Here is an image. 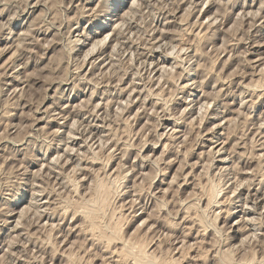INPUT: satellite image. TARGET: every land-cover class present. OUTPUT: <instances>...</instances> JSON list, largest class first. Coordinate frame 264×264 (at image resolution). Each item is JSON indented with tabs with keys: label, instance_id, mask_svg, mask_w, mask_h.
<instances>
[{
	"label": "clouds",
	"instance_id": "clouds-1",
	"mask_svg": "<svg viewBox=\"0 0 264 264\" xmlns=\"http://www.w3.org/2000/svg\"><path fill=\"white\" fill-rule=\"evenodd\" d=\"M186 2L191 9L198 11L204 0H199V5L195 0H137L135 7L123 17L121 11L126 0H0V40L12 41L10 46L0 49V52L18 53L17 60L24 67L20 78L25 83L24 88L9 93L8 84L2 78L3 74H0V129L3 130L0 134V232L7 229L9 236L17 235V242L23 244L20 258L26 260L28 264H34L35 261L53 264L56 252L60 250L58 237L52 236L43 228L37 232L32 231L36 223L32 216L23 219V230L17 233L16 208L27 202L34 213L43 215L47 212L50 217H58V227H60L68 218L66 214L76 215L79 206L78 198L65 199L69 192L74 196L76 188L73 178L68 176L65 163L70 161L69 167H75L77 180L82 177L91 179L92 176L87 170L89 160L100 161L106 171L109 163L118 162L122 176L120 185L114 186L115 198L119 200L126 195H132L136 201L144 200V204L137 205L135 211L132 210L131 204L128 205L129 218L140 211L147 212L155 205L157 222H162L165 229L172 231L182 227V221L177 219L181 207H189L197 212L198 219L194 223H202L205 228L215 229L214 238H218L212 255H204V264H219L217 253H220L222 248L228 247L233 239L230 235L233 227L231 218L236 213L247 217L248 210L251 209L255 216L251 220L242 218L239 222V230L254 234L255 239L250 244L258 254L254 264H264V195L250 196L247 201L242 197L228 198L232 187L235 186L234 177L240 169L228 168L221 177H217L218 182L223 181L219 191L224 193L225 199L215 200L207 209L199 207V201L186 205L178 186L172 188L171 199H165L160 203V194L148 192L140 186L138 180L128 185L123 183L126 177L139 176L144 179L142 174L145 169H149L150 175L147 177L149 183L160 179L164 184L174 164L183 160V167H195L189 165L183 158V152H177V144L184 142L185 132L189 142L200 143L201 137L206 132H214V129L209 127L200 130L197 120L196 125L186 127L185 132H181L179 136L169 135L167 147H164L162 141L165 137L159 131L164 127V121H172L173 127L188 126L198 106L207 99L209 105L215 104L208 114L211 124L214 120L223 119L224 114L232 110L236 97L241 98V109L248 112L258 103V96H264V91H260L252 93L251 98H248L247 92L231 87V78L228 83H221L224 76L220 73L213 75L214 62L209 61L202 52L197 54L195 51L176 63L175 66L181 70L180 74L175 78L166 76L163 85L158 89L153 87L156 77L148 70L146 58L152 57L150 52L144 50L145 44L152 51L157 45L162 49L157 64L163 61L164 53L177 43L189 48L200 44L199 37L195 44L187 38L189 32L195 35L196 27L187 23L170 38L167 35L162 36L159 41L154 38V33L161 30L157 27V18L160 17V24L163 26L166 19L163 14L165 12L174 14ZM212 3L218 6L217 15L223 23L230 11L229 5L234 6L236 0H212ZM25 13L28 14L27 19L21 20ZM5 15L6 19H4ZM121 18L124 27L108 33L112 42L116 43V50H113L111 55L108 49L93 55L96 49H92L85 55L84 49L91 45L93 37L108 32ZM15 21H20L21 26L26 29L20 35L13 30ZM49 35L51 40L47 42L54 44L55 47L52 48L51 58L41 67L40 57L48 56L47 49L43 47L45 40L41 37ZM214 38L215 32L205 37L207 44H211ZM251 39L254 40L255 37ZM133 42L136 44L135 63H130V45ZM111 46L109 44L108 48ZM202 62L209 65V72L197 71L196 66ZM31 63L36 65V73L33 75H36L37 79H33L32 75H25ZM246 63L241 60L242 65ZM137 66L142 70H137ZM9 67H12L13 71L18 69L15 63L10 64ZM184 73L197 75V79L187 86V91L186 86L180 83V75ZM130 75L131 84H127L126 78ZM209 75H212V80L216 84L211 93L205 91L206 87L212 86V82L208 79ZM39 81H43V84H39ZM134 89L140 95H132ZM192 89L202 93L199 99L195 98ZM125 94L128 95V104H135L139 100L140 104L144 105L151 101V107L141 108L143 113L141 119L146 118L150 121L145 130L151 133L149 138H145V133H141L137 139L134 122L128 123L127 131H124L126 120L114 109ZM82 96L87 97L83 105L75 104V101ZM22 97L29 102L28 105L21 103ZM97 100L101 103H96ZM45 101L48 102L46 107ZM25 107L30 108V111H25L20 123L13 125L11 121ZM181 110L184 112L183 115ZM41 119L43 124L39 123ZM97 119L105 122L104 128L112 124L113 133L117 132L118 127L120 129L119 134L104 136L105 148L111 151V156H108L107 152L99 157L94 156L93 148L88 142L87 138L93 135L90 130L96 127ZM73 121L76 122L74 125ZM235 123L232 122L233 125ZM69 125H73L71 130ZM247 126L246 119L242 120L238 128L233 129L231 133L226 131L225 136L236 135L239 132L244 139L247 137V132L243 129ZM57 127L61 130H54ZM99 130L97 128V131ZM70 131L85 139L83 147L87 156H82L79 149L75 150V156L72 155L73 149L68 147L71 142ZM216 138L219 139V136ZM148 145L152 146L149 149L152 155L145 152ZM220 146L223 147V144ZM260 146L264 147V140L260 141ZM160 148H163V151L157 155V149ZM57 153L62 154V157L52 161V156ZM233 155H236L235 152ZM45 164L47 167L42 169L41 166ZM177 175L183 178V169ZM262 181H264V173L258 174V178L253 177V186L259 187V191L264 193ZM45 196L48 197L47 206H45ZM169 208L171 210L165 215H159L161 209ZM217 210L220 215H217ZM221 217L223 223H219ZM74 230L68 227L65 231L64 227H60V233L65 238ZM85 230L86 227L82 228V231ZM201 238L207 239L203 229ZM30 244L37 247L40 255L32 256ZM251 258L252 252H249V259ZM199 259L198 256L197 260ZM8 264H16V259H10Z\"/></svg>",
	"mask_w": 264,
	"mask_h": 264
},
{
	"label": "rangeland",
	"instance_id": "rangeland-1",
	"mask_svg": "<svg viewBox=\"0 0 264 264\" xmlns=\"http://www.w3.org/2000/svg\"><path fill=\"white\" fill-rule=\"evenodd\" d=\"M210 1L211 2L204 0V3L199 6L198 11L191 9L190 5L186 2L182 4L180 6V10L176 11L174 14L165 12L163 15L166 16V19L164 20L163 26L160 24V17L157 18V27L161 28L160 31L154 33V38L157 41L160 40L164 35H167L170 38L174 33H178L187 23L196 26L195 35H193L192 32H189L187 38L190 42L195 44L196 39L199 37L200 44L194 48L183 47L179 43L175 44V48L173 46V49L171 48V50L169 49L167 51L168 53L166 52L167 54L164 53V59L159 63V65L157 64V61L162 55V49L157 45L155 50L152 51L148 45L145 44L144 50L149 51L150 56L152 57L146 58L148 61V70H150L149 72H151L155 77L157 76L153 87L158 89L160 85H163L165 82L164 75L165 77L170 75V78H175L178 74H180L181 70L175 66L176 63L180 61L181 58L192 55L193 51H195L197 54L202 52L209 61L214 62L213 67L215 72L213 75L216 73L223 75L224 80L221 81V83H228L229 78H231V87L239 88L242 92H247L249 94L248 98H251L252 93L264 91V62H262L264 61V0H236L234 6L229 5L230 11L228 15L225 16L223 23L220 22V18L217 15L218 6L214 5L212 0ZM136 2V0H126L125 6L121 11V17L128 15L129 10L132 9V7H135L134 3ZM195 2L199 5V0H195ZM249 12L255 15L249 14ZM27 15L28 14L25 13V16L22 17L21 20L27 19ZM177 17H179V20H177ZM6 18L7 16L5 15L4 19ZM120 21L121 23H119ZM122 23L123 19L121 18L120 20L116 21L112 28L109 29L105 34L101 36H94L92 40L93 43H91L88 48L84 49V54H88V52L93 49L96 43L104 38L106 43L102 41V45H99L100 47L96 46L97 49L93 55H96L103 49H108L109 55H111L110 52H112L116 47V43H113L111 36L108 35V37L107 34L110 33V31L113 32L114 29L122 27ZM211 23H214L215 25H210ZM116 24H118V26ZM203 27L206 31L203 29ZM207 27L209 28L208 30ZM13 30L17 33V35H20L26 29L21 26L20 21H15L13 24ZM167 30H169V32ZM212 32L216 33L215 38L211 44H207L205 37L211 35ZM105 36L108 38L106 37V39ZM252 37H255V39H251ZM237 38H239L238 41ZM41 39L45 40L43 47L46 48L48 52L47 57H40L41 67H43L47 60L51 58L52 48H54L55 45L49 44L47 42L48 40H51V35L48 37L42 36ZM234 41L237 42L234 43ZM11 43L12 41L0 40V49L10 46ZM93 44L95 45L93 46ZM109 44L112 45L111 48H108ZM205 44H207V47H205ZM131 45V56H133V58L130 57L129 60L130 63H135L136 44L133 42ZM17 47H19V45H17ZM181 48H183L185 51ZM114 50H116V48ZM180 53L181 55H179ZM172 54L175 56H172ZM17 55V52H0V74H3L2 78L8 84L9 93L18 91L19 89L25 87V83L20 78V73L24 72V67L23 65L19 64ZM241 60L246 61V65H242ZM256 60H258V62ZM150 62L153 64L150 65ZM13 63L18 65L17 71H13V68L9 67V65ZM199 65L200 64L196 66L198 72L207 73L210 71L208 64H204L202 62L201 65ZM163 66H166V68ZM138 67L139 66H137V70H142L140 67ZM5 70L7 71L5 72ZM34 73H36V65L35 63H31L28 65V72L25 73V75H32L33 79H37V76L33 75ZM161 73L165 74L161 75ZM181 75L180 83L186 86L185 90L187 91V86H190L189 84L197 79V75L188 73ZM208 79L212 82V86L206 87L205 91L211 93L213 87H216V84L215 81L212 80V75H209ZM126 81L127 84H131V75L126 78ZM39 84H43V81H39ZM151 90L152 89H149V91ZM191 91L195 94L196 99H199L202 95V93L197 89H192ZM132 95H140V93L134 89ZM189 98L191 99L192 97ZM86 99V96H82L79 100L75 101V104L83 105ZM153 99H155V97ZM127 100L128 95L125 94L124 98L116 104L114 109L116 113L124 117L126 120L124 131H127L128 123L134 122L136 125L134 127V132L137 139H139L141 133H145V138H149L151 133L145 132V130L150 121L146 118L141 119L143 116L141 108L144 107V105L145 108L151 107V101L148 104L141 105L139 104L140 101L137 100L135 104L128 105ZM241 102V98L236 97V100L232 106V110L225 113L223 119L214 120L211 124H209L208 114L215 107V104L213 103L209 105L208 100L205 99L198 106L195 115H193L188 126L181 125L173 127V122L166 120L164 121V127L159 129L160 133L165 137V139L162 141V144L164 147H167V138L169 135L172 134L171 136H179L181 132H185L186 127L196 125L197 120H199L198 128L200 130H206L209 127L214 129L216 125L221 124L222 127L225 126L223 138H226L224 140H226L227 144L225 145L226 150L223 149L220 156H214L213 153H211L213 155L209 154L211 147V142H209V140L212 138V132H206V134L201 137L200 143L189 142V138L185 132L184 140L185 138L186 140L183 143L177 144V152H183V158L187 160L189 165H195L194 168L183 167L182 160L181 162L173 165L172 171L168 176V180L164 184H162L160 179H156L149 183L147 179V177L150 175L149 169L144 170V173L142 174L145 177L144 179H141L139 176L135 178L126 177L124 178L123 183L128 185L129 183H135L138 180L140 186L145 188L148 192L160 194V203H162L165 199H171L173 196L172 188L178 186L179 191L183 194L182 199L186 205H191L193 202L199 201V207L207 209L208 207L206 203L211 198L210 196L213 198V195L217 196L219 194L217 196L218 199H225L224 193L219 191V187L223 181L221 180L218 182L217 177H221L225 169L227 170L228 168H232L233 170L240 169V171L234 177L235 186L232 187V192L228 198L236 199L237 197H242L247 201L250 196L264 195V193L259 191V187L253 186L252 184L254 176H257L258 178V174L264 173V157L262 156L264 155V147L262 148L260 146V141L264 140V96H258V103L252 110L248 112H245L243 109H241ZM21 103L23 105H28L29 102L24 100L22 97ZM96 103L99 104L101 101L97 100ZM205 103L207 104L206 107L204 106L206 105ZM47 104L48 102L45 101V107ZM202 108L204 110L206 109L207 112ZM25 111H30V108L25 107L22 111L18 112L11 123L14 125L20 123V119L23 117L22 115H24ZM198 112H200V114ZM181 113L184 114L183 110H181ZM245 119L248 122V126L243 129V131L247 132L246 138L242 139L239 132L236 135L225 136L226 131L231 133V131L235 128H238L240 122ZM232 120L236 122L235 125L232 124ZM39 123L43 124L44 122L41 119ZM75 123L76 122L73 121V125ZM104 123L105 122L103 120L97 119L96 127L100 130L97 131V128L93 127L90 130L93 135L91 138L89 137L90 139L87 138L89 144L93 146V153H95L93 155L97 157L101 156V154L105 152H107L108 156H111V151L104 148V136L108 134L116 135L120 133L119 127L117 128V132L113 133L112 124H109V127L104 128ZM73 125H69V130L72 129ZM260 128L261 130H259ZM54 130L60 131L61 129L60 127H57ZM220 132H222V130ZM2 133L3 130L0 129V134ZM69 133H71L69 135L70 141L72 140L69 144V147L73 149L72 155L75 156L74 150L79 149L82 156H87V153L83 147L85 139L73 131ZM72 135H74V137ZM101 140L102 142H100ZM222 142L223 141L221 140L218 142V144L220 145ZM216 146L218 145H215V147ZM151 147V145H148L145 148V152L148 155H152V153L149 151ZM160 151H163V148L157 149L156 154L159 155ZM233 152H235L236 155H233ZM59 154L60 153L53 155V158H51L53 159L52 161H56L58 159L57 156L62 157V154ZM219 160H223V162H220ZM70 163V161L66 162L65 167L68 168V176L72 177L74 181L73 183L77 184L74 196L72 192H69L65 196V199H72L76 197L78 198L79 206L76 215L73 216L71 213L66 214L68 218L65 219L64 224L60 225V227H64L65 231H67L68 227L74 228L75 230L72 231L71 235L67 236V238L61 235L60 227H58V217H50L49 213L45 212L44 214L46 215V219H44L41 217L44 214L39 215L38 213H34L33 210L29 208L27 202L16 208L15 223L16 226L18 225L17 233L23 230V218L26 216H32L33 220L36 221L32 231L37 232L39 229L43 228L45 231L50 232L52 236L58 237L57 242L60 250L56 252L53 264H133V262H137L133 259H138L140 262L141 258L139 256L142 257V260L140 263L138 262V264H144L143 262L147 264V262H149L148 259H150L151 264L154 262H156L154 264H204V255H212L213 249L218 242V238H214L215 229L205 228L202 223L195 224L194 222L198 219V214L191 208L181 207L177 214V219L182 221V227L172 231L165 229L162 226V222H157L158 217L155 213V205L153 209H149L147 212L140 211L138 214L129 218L128 205H132L133 201L132 210L135 211L137 205L144 204V200L141 199L136 201L132 195H126L125 198L119 200L115 198L114 186L118 187L120 185L122 176L118 162L112 161L109 163L107 165L106 171L105 167L100 161L89 160L87 162V170L91 174L92 178L88 179L87 177H82L78 180L75 177L77 172H74L76 169L74 170V166L69 167ZM46 167L47 164L41 166L42 169ZM182 169L184 173L183 178L177 175V173L181 172ZM193 173H195V176H193ZM57 175H59V173ZM186 175L187 177H185ZM245 179L249 182H247ZM109 181H111V183H109ZM262 183H264V181H262ZM96 186L99 188V193H96ZM58 191L61 190L58 189ZM95 198L99 200L97 201ZM217 198L216 200H218ZM53 199H55V196H53ZM44 200L45 205H47L48 197L45 196ZM91 200L99 203H93L94 205L91 204L95 209V213L93 212L94 214L91 212L93 208L91 206L90 207L92 209L88 207V204L93 202ZM95 205H100L99 207L97 206L99 209H97ZM86 207H88V210ZM25 208H29L28 212L26 210L27 213L25 212ZM23 209L24 212H22V217L20 213ZM97 210L98 213H96ZM168 210L171 209H161L159 215H165ZM217 215H220L218 210ZM254 216L255 213L249 209L247 217H243L241 213H236L231 218L233 227L230 235L233 237V239L228 247L222 248L220 253H217L219 256V264H228L229 262V264H231V262L233 264H254V261L258 258V254L255 253L254 249L250 247V244L255 239L254 234L250 232L245 233L239 230V222L242 218L251 220ZM149 219H151V221H149ZM146 220L148 222H146L147 224L144 226L142 223H144ZM219 223H223L222 217ZM19 224L21 225L19 226ZM44 224L47 227H45ZM85 227L86 230L82 231V228ZM202 229L204 236L207 237L206 240L201 238ZM16 238V234L9 236L7 229L0 233V264H8L9 260L13 258L16 259V264H28L26 260L20 258L21 252L23 250V244L21 245V243H18ZM9 247H11V249ZM29 247L32 249L33 257L40 255L36 246L30 244ZM51 250V245H49V251ZM7 251H11V253ZM130 251H134L133 253L136 255L131 254L132 252L130 253ZM144 251V255L146 254L149 257L146 255L142 256ZM249 252H252L251 260L249 259ZM137 253H140L141 255L139 254L138 256ZM198 256L200 257L199 261L197 260ZM144 257H147L148 259H145ZM46 258L47 257H45V259ZM34 264H42V262L35 261Z\"/></svg>",
	"mask_w": 264,
	"mask_h": 264
},
{
	"label": "bare ground",
	"instance_id": "bare-ground-1",
	"mask_svg": "<svg viewBox=\"0 0 264 264\" xmlns=\"http://www.w3.org/2000/svg\"><path fill=\"white\" fill-rule=\"evenodd\" d=\"M136 1H137V0H136ZM208 1L211 2L210 0H208ZM209 2H208V3H209ZM206 3H207V2H206ZM134 4L136 5L137 2L134 3ZM243 7H244V6H243ZM132 8H133V7H132ZM243 11H244V10H243ZM247 12H248V11H247ZM251 12H252V11H251ZM249 14H253V13H250V12H249ZM247 15H248V14H247ZM253 15H255V14H253ZM256 15H257V14H256ZM125 16H126V15H125ZM250 16H252V15H250ZM243 17H244V16H243ZM208 18H209V17H208ZM252 19H253V18H252ZM216 21H217V20H216ZM242 21H243V19H242ZM245 22H246V21H245ZM119 23H121V21H120ZM122 24H123V23H122ZM165 24H166V23H165ZM213 24H214V23H213ZM213 24L211 23L210 25H213ZM116 25L118 26V24H116ZM120 25H121V24H120ZM208 25H209V23H208ZM214 25H215V24H214ZM123 26H124V24L122 25V27H123ZM168 26H169V25H168ZM170 26H171V25H170ZM115 27H116V26H115ZM119 28H120V27H119ZM203 29H204V27H203ZM208 29H209V28L207 27V30H208ZM114 30H115V29H114ZM163 30H164V29H163ZM163 30H162V31H163ZM204 30H205V29H204ZM167 31L169 32V30H167ZM205 31H206V30H205ZM213 31H215V30H213ZM110 32H111V31H110ZM163 32H165V31H163ZM163 32H162V33H163ZM170 33H171V32H170ZM201 33H202V32H201ZM212 33H213V32H212ZM215 34H216V33H215ZM108 35H109V34H107V36H108ZM196 35H197V34H196ZM200 35H201V34H200ZM107 36H105V38H106ZM160 36H161V35H160ZM198 36H199V35H198ZM198 36H197V37H198ZM201 36H202V35H201ZM108 37H109V36H108ZM108 37H107V38H108ZM102 38H103V37H102ZM107 38H106V39H107ZM102 41L105 42V39H104V38L101 39L100 41H98L99 43H98V42L96 43V45L93 44V46L95 45V46L93 47V49H94V48L97 49V47H96L97 45H100V44L102 45V43H101ZM158 41H159V40H158ZM92 43H93V41H92ZM94 43H95V42H94ZM105 43H106V42H105ZM115 45H116V44H115ZM132 45H133V44H132ZM132 45H131V46H132ZM105 46H106V45H105ZM105 46H104V47H105ZM175 46H176V45H175ZM175 46H174V48H175ZM263 46H264V44H263ZM99 47H100V46H99ZM113 47H114V46H113ZM180 47H181V46H180ZM91 48H92V47H91ZM115 48H116V47H115ZM115 48H114V49H115ZM114 49H113V50H114ZM157 49H158V48H157ZM159 49H160V48H159ZM172 49H173V48H172ZM181 49H183V48H181ZM91 50H92V49H91ZM131 50H132V49H131ZM170 50H171V49H170ZM179 50H180V49H179ZM179 50H178V51H179ZM183 50H184V49H183ZM187 50H188V49H187ZM184 51H185V50H184ZM259 51H260V50H259ZM148 52H149V51H148ZM249 52H250V51H249ZM110 53H111V52H110ZM167 53H168V52H167ZM167 53H166V54H167ZM171 53H172V52H171ZM173 53H174V52H173ZM251 53H252V52H251ZM17 54H18V53H17ZM245 54H246V53H245ZM247 54H248V53H247ZM86 55H87V53H86ZM173 55H174V54H172V56H173ZM179 55H181V53H180ZM174 56H175V55H174ZM258 56H259V55H258ZM131 57L133 58V56H131ZM132 58H131V59H132ZM258 58H259V57H258ZM165 60H166V59H165ZM248 60H249V59H248ZM256 61L258 62V60H256ZM260 61H261V60H260ZM154 63H155V62H154ZM248 63H250V62H248ZM151 64H153V63L150 62V65H151ZM155 64H156V63H155ZM256 64H257V63H256ZM158 65H159V64H158ZM200 65H201V64H200ZM200 65H199V66H200ZM199 66H198V67H199ZM19 67H20V66H19ZM150 67H152V66H150ZM163 67L166 68V66H163ZM163 67H162V68H163ZM167 67H168V66H167ZM138 68H139V67H138ZM175 68H176V67H175ZM167 69H168V68H167ZM252 69H254V68H252ZM262 69H263V68H262ZM164 70H165V69H164ZM164 70H163V71H164ZM197 70H198V69H197ZM149 71H150V70H149ZM199 71H200V70H199ZM260 71H262V70H260ZM161 72H162V71H161ZM168 73H169V72H168ZM170 73H171V72H170ZM162 74L164 75L165 73H161V75H162ZM254 74H255V72H254ZM16 75H17V74H16ZM169 76H170V75H169ZM181 76H182V75H181ZM156 77H157V76H156ZM161 77H162V76H161ZM164 78H165V75H164ZM164 78H163V79H164ZM181 78H182V77H181ZM184 78H186V77H184ZM18 79H19V78H18ZM156 79H157V78H156ZM158 79H159V78H158ZM161 80H162V78H161ZM20 82H21V81H20ZM159 82H160V81H159ZM13 83H14V82H13ZM156 83H157V82H156ZM160 83H161V82H160ZM157 84H158V83H157ZM163 84H164V83H163ZM12 85H13V84H12ZM158 85H159V84H158ZM158 85H157V86H158ZM189 85H190V84H189ZM16 88H17V87H16ZM132 94H133V93H132ZM260 98H261V97H260ZM125 101H126V100H125ZM122 102H123V101H122ZM122 102H121V103H122ZM127 104H128V103H127ZM139 104H140V103H139ZM205 104H206V103H205ZM128 105H129V104H128ZM204 106L206 107L207 104L204 105ZM125 107H126V106H125ZM128 107H129V106H128ZM144 107H145V105H144ZM207 108H210V107H207ZM138 109H139V108H138ZM200 109H201V107H200ZM202 109H203V108H202ZM203 110H204V109H203ZM204 111H206V109H205ZM206 112H207V111H206ZM198 113L200 114V112H198ZM182 114H183V113H182ZM239 115H240V114H239ZM22 116H23V115H22ZM192 121H193V120H192ZM232 121H233V120H232ZM202 122H203V121H202ZM229 123H230V122H229ZM230 124H231V123H230ZM13 125H14V124H13ZM261 126H262V125H261ZM69 127H70V126H69ZM108 127H109V125H108ZM224 127H225V126L222 127L221 124H218V125H216V126L214 127V132H212V138H211V140H209V142H211V145H210V143H209V145L211 146V147H210V150H209V154H210V155H213V154H214V156H216V155H219V156H220L222 150L225 149V147H226L225 145H226L227 143H226V140H224V139H226V138H223V137H224V136H223V134H224L223 131H225ZM227 127H228V126H227ZM229 127H230V126H229ZM259 127H260V126H259ZM72 128H73V127H72ZM96 128H97V127H96ZM261 128H262V127H261ZM261 128H260L259 130H261ZM70 129H71V128H70ZM215 129H217V130H215ZM226 129H230V128H226ZM173 130H174V129H173ZM221 130H222V132H220ZM70 132H71V131H70ZM73 132H74V131H73ZM174 132H175V131H174ZM208 133H209V132H208ZM70 134H71V133H69V135H70ZM173 134H174V133H173ZM99 135H100V134H99ZM171 135H172V134H171ZM72 136L74 137V135H72ZM217 136H219V139L216 138ZM76 137H77V136H76ZM97 137H98V136H97ZM88 138H89V137H88ZM90 138H91V137H90ZM90 138H89V139H90ZM230 138H231V137H230ZM101 139H102V138H101ZM227 139H228V138H227ZM185 140H186V138H185ZM185 140H184V142H185ZM207 140H208V139H207ZM221 140L223 141L222 144H223L224 147L219 148V147H221V146H220L221 144L219 145L218 142L221 141ZM253 140H254V139H253ZM71 141H72V140H71ZM83 141H84V140H83ZM251 141H252V140H251ZM100 142H102V140H101ZM104 142H105V141H104ZM202 143H203V142H202ZM253 143H254V142H253ZM78 144H79V143H78ZM104 144H105V143H104ZM245 144H246V143H245ZM215 145H218V146L215 147ZM253 145H254V144H253ZM68 147H69V145H68ZM73 147H74V146H73ZM92 147H93V146H92ZM104 148H105V147H104ZM262 148H263V147H262ZM74 149H75V148H74ZM100 149H101V148H100ZM101 150H102V149H101ZM104 150H105V149H104ZM225 150H226V149H225ZM74 151H75V150H74ZM205 151H206V150H205ZM211 153H213V154H211ZM93 154H95V153H93ZM59 155H60V154H59ZM259 155H260V154H259ZM259 155H258V156H259ZM56 156H57V155H56ZM61 156H62V155H61ZM199 156H200V155H199ZM201 156H202V154H201ZM262 156L264 157V155H262ZM54 157H55V156H54ZM209 157H210V156H209ZM263 157H261V158H263ZM52 158H53V157H52ZM55 158H56V157H55ZM57 158H58V156H57ZM210 158H211V157H210ZM233 158H234V157H233ZM261 158H260V159H261ZM226 159H227V158H226ZM52 160H53V159H52ZM200 160H201V159H200ZM214 160H215V159H214ZM214 160H213V161H214ZM228 160H229V159H228ZM211 161H212V160H211ZM219 161H220V160H219ZM221 161L223 162V160H221ZM221 161H220V162H221ZM68 162H69V161H68ZM215 162H216V161H215ZM198 163H199V162H198ZM194 164H195V163H194ZM196 165H197V164H196ZM211 165H212V164H211ZM219 165H220V164H219ZM198 166H199V164H198ZM203 166H204V165H203ZM72 167H73V166H72ZM211 167H212V166H211ZM221 168H222V167H221ZM71 170H72V169H71ZM74 170H75V168H74ZM221 170H223V169H221ZM225 170H226V169H225ZM74 172H76V170H75ZM74 172H73V173H74ZM73 173H72V174H73ZM57 174H58V173H57ZM74 174H76V173H74ZM252 174H253V173H252ZM250 175H251V174H250ZM76 176H77V175H76ZM76 176H75V177H76ZM188 176H189V175H188ZM185 177H187V175H186ZM85 178H86V177H85ZM175 178H177V177H175ZM173 179H174V178H173ZM236 179H238V178H236ZM85 180H86V179H85ZM174 180H175V179H174ZM176 180H177V179H176ZM186 180H187V179H186ZM245 180H246V179H245ZM119 181H120V180H119ZM184 181H185V180H184ZM246 181H247V180H246ZM73 182H74V181H73ZM241 182H242V181H241ZM247 182H249V181H247ZM99 183H100V182H99ZM74 184H75V183H74ZM76 184H77V183H76ZM172 184H173V183H172ZM174 184H175V183H174ZM183 184H184V183H183ZM252 184H253V183H252ZM99 185H102V184H99ZM186 185H187V184H186ZM237 185H240V184H237ZM241 185H242V184H241ZM249 185H250V184H249ZM181 186H182V185H181ZM251 186H252V185H251ZM102 187H103V186H102ZM211 187H212V186H211ZM236 187H237V186H236ZM240 187H241V186H240ZM96 189H97V191H96V193H97L99 188L96 186ZM234 189H235V188H234ZM238 189H239V188H238ZM100 190H101V189H100ZM210 190H211V189H210ZM216 190H217V189H216ZM209 192H211V191H209ZM213 192H214V190H213ZM213 192H212V194H213ZM234 192H235V191H234ZM98 193H99V192H98ZM215 193H216V192H215ZM219 193H220V192H219ZM247 193H248V192H247ZM216 195H217V193H216ZM218 195H219V194H218ZM218 195H217V196H218ZM248 195H249V194H248ZM248 195H247V196H248ZM98 196H99V195H98ZM213 196H214L213 198H212V196H210L211 198L207 201V203H206L207 207H209V205L212 204V203L216 200L217 196H215V195H213ZM247 196H246V197H247ZM95 199H96V198H95ZM217 199H218V198H217ZM96 200L98 201L99 199H96ZM91 201H93V202L90 203ZM91 201L89 202L90 204H88V205H89L88 207H89L90 209L93 208V210H91V212L93 213L94 210H95L94 207L92 206V205H94L93 203H97V204H99V203L96 202V201L94 202V200H91ZM245 201H246V200H245ZM91 204H92V205H91ZM135 204H136V203H135ZM132 205H133V201H132ZM45 206H47V205H45ZM90 206H91L92 208H91ZM97 206H98V205H95L96 208H97ZM99 206H100V205H99ZM99 206H98V207H99ZM88 207H86V209H87ZM29 208H30V207H29ZM29 208H28V209H29ZM28 209L25 208V212H26V210H27V212H28ZM90 209H89V210H90ZM97 209H99V208H97ZM30 210H31V209H30ZM87 210H88V209H87ZM22 212H24V209H23V210L21 211V213H20L21 216H22ZM27 212H26V213H27ZM94 213H95V212H94ZM94 213H93V214H94ZM96 213H98V210H97ZM20 214H19V216H20ZM24 214H25V213H24ZM32 214H33V213H32ZM25 215H26V214H25ZM27 215H28V214H27ZM33 216H35V215H33ZM37 216H38V215H37ZM37 216H36V217H37ZM22 217H23V216H22ZM41 217L44 218V219H46V215H45V214H44L43 216H41ZM24 218H25V217H24ZM24 218H23V219H24ZM34 218H35V217H34ZM149 218H150V217H149ZM20 219H21V218H20ZM21 221H22V220H21ZM51 221H52V220H51ZM149 221H151V219H149ZM19 222H20V221H19ZM43 222H44V221H43ZM45 222H46V221H45ZM146 222H148V221L146 220V221H144V223H142V224H144V226H145V225L147 224ZM37 223L39 224L38 221H37ZM52 224H53V223H52ZM20 225H21V224H19V226H20ZM44 225H45V224H44ZM148 225H149V224H148ZM17 226H18V225H17ZM36 226H37V225H36ZM48 226H49V224H48ZM93 226H94V225H93ZM21 227H22V226H21ZM45 227H47V226L45 225ZM52 227H53V226H52ZM52 227H50V228H52ZM142 227H143V226H142ZM18 228H20V227H18ZM54 228H55V227H54ZM151 228H152V227H151ZM154 228H155V227H154ZM52 229H53V228H52ZM149 229H150V228H149ZM157 229H158V228H157ZM150 231H151V229H150ZM0 233H1V232H0ZM248 237H249V236H248ZM250 237H251V236H250ZM109 238H110V237H109ZM246 238H247V237H246ZM13 239H14V238H13ZM16 239H17V238H16ZM247 239H248V238H247ZM183 242H185V241H183ZM11 243H12V241H11ZM9 245H10V244H9ZM13 245H14V244H13ZM21 245H22V244H21ZM184 245H186V244H184ZM10 246H12V245H10ZM9 248L11 249V247H9ZM34 248H35V247H34ZM33 251H34V250H33ZM142 251H143V250H142ZM7 252H9V251H7ZM131 252H132V251H130V253H131ZM133 252H134V251H133ZM133 252H132L131 254L134 255L135 253H133ZM140 252H141V251H140ZM9 253H11V251H10ZM130 253H128V254H130ZM144 253H145V251L143 252L142 256H145V255H146V254L144 255ZM108 254H109V253H108ZM137 254H138V256H139L140 253H137ZM15 255H16V254H15ZM133 255H132V256H133ZM135 255H136V254H135ZM140 255H141V254H140ZM129 256H131V255H129ZM146 256H147V255H146ZM14 257H15V256H14ZM134 257H135V256H134ZM134 257H133V258H134ZM136 257H137V256H136ZM139 257L141 258V259L139 258V259H140V262H141L142 257H141V256H139ZM147 257H149V256H147ZM147 257H144V258H145V259H148ZM137 258H138V257H137ZM144 258H143V259H144ZM17 260H18V259H17ZM133 260H134V261H137V262H133V264H138V262H139L138 259H136V260L133 259ZM148 261H149V262L146 261L147 264H148V263L151 264L150 259H148ZM229 261H230V260H229ZM21 262H22V261H21ZM140 262H139V263H140ZM143 263L146 264L145 262H143ZM154 263H156V262H154ZM154 263H153V264H154ZM225 263H226V261H225ZM229 263H230V262H229ZM229 263H228V264H229ZM164 264H165V263H164ZM166 264H167V263H166ZM231 264H233V263L231 262Z\"/></svg>",
	"mask_w": 264,
	"mask_h": 264
}]
</instances>
